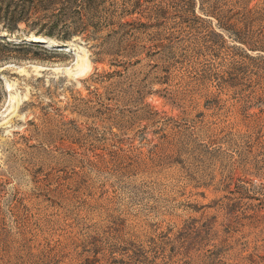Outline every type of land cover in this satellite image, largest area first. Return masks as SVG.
<instances>
[{
    "label": "rangeland",
    "instance_id": "1",
    "mask_svg": "<svg viewBox=\"0 0 264 264\" xmlns=\"http://www.w3.org/2000/svg\"><path fill=\"white\" fill-rule=\"evenodd\" d=\"M131 1L0 0V264H264V0Z\"/></svg>",
    "mask_w": 264,
    "mask_h": 264
},
{
    "label": "trees",
    "instance_id": "2",
    "mask_svg": "<svg viewBox=\"0 0 264 264\" xmlns=\"http://www.w3.org/2000/svg\"><path fill=\"white\" fill-rule=\"evenodd\" d=\"M178 2L181 4L180 7L182 5H191V9H188L183 7V10L185 12H191L193 13L194 17L195 18H200L198 16H196L194 14V9L196 7V1L195 0H178ZM199 2V10L204 13L205 16H211V17H214L218 20V27L220 29H222L223 31H226L228 32L229 30H234V24L231 23V19L230 17H224L223 15L221 16V12L219 13L218 8L217 6H215L214 4L213 5H210L208 8L209 11H207L205 9V4H208L207 1L205 0H198ZM148 3V0H132L131 3H130V8L129 10H127V15H134V14H142L143 12H148V16L150 17H159L161 16L162 14L165 13L166 9L161 7V6H154V7H150L147 5ZM220 14V16H219ZM222 17V19H220ZM225 18V19H224ZM224 20V21H222ZM125 24H128V22H126ZM244 26H246V23H243ZM220 37H221V34H218ZM69 36V35H68ZM86 39H91L92 36L91 35H87L85 36ZM239 40V39H238ZM151 46H155V45H151ZM163 47L162 43H159V45H157L156 47ZM130 48H135V46L130 45ZM142 48H145V46H142Z\"/></svg>",
    "mask_w": 264,
    "mask_h": 264
},
{
    "label": "bare ground",
    "instance_id": "3",
    "mask_svg": "<svg viewBox=\"0 0 264 264\" xmlns=\"http://www.w3.org/2000/svg\"><path fill=\"white\" fill-rule=\"evenodd\" d=\"M81 62H82V66H83L82 67V73H86L89 68L86 66L87 64L85 63V59L83 58Z\"/></svg>",
    "mask_w": 264,
    "mask_h": 264
}]
</instances>
